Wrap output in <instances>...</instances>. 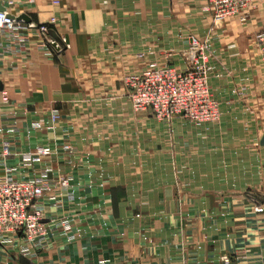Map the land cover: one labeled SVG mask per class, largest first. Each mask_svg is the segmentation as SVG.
<instances>
[{
  "label": "crops",
  "instance_id": "obj_1",
  "mask_svg": "<svg viewBox=\"0 0 264 264\" xmlns=\"http://www.w3.org/2000/svg\"><path fill=\"white\" fill-rule=\"evenodd\" d=\"M0 8L38 25L57 18L64 49L49 55L36 33L23 49L0 38V180L45 181L47 219L73 221L67 235L49 223L46 245L30 255L15 238L0 264H264V0H253L246 23L218 26L209 0ZM194 38L211 45L220 120L135 112L124 78L154 63L183 67ZM38 149L51 154L26 159Z\"/></svg>",
  "mask_w": 264,
  "mask_h": 264
},
{
  "label": "built area",
  "instance_id": "obj_2",
  "mask_svg": "<svg viewBox=\"0 0 264 264\" xmlns=\"http://www.w3.org/2000/svg\"><path fill=\"white\" fill-rule=\"evenodd\" d=\"M215 24L238 18L242 23L249 19L253 0H209ZM59 6L60 2L55 1ZM0 10V38L24 48L29 35L36 33L42 40L41 48L49 55L61 54L63 45L53 32L58 20L52 17L46 24H35L20 19L2 8ZM261 59L264 62V32L256 40ZM211 45L208 39H193L187 54L188 67L185 70L171 65L151 64L140 73L124 78L135 112L152 111L157 121L171 123L175 118H185L190 123L202 125L220 118L219 103L214 99L209 86V60ZM142 57V56H140ZM3 100L8 102L4 95ZM54 122L59 115H52ZM50 149H38L26 157L33 160L40 155H50ZM9 145L3 147V156L9 157ZM62 189H68L63 181ZM48 183L41 179H16L10 174L0 180V247L10 246L14 239L21 241L19 250L30 255L32 250L42 249L50 234L49 223L67 235L73 228V221L56 222L48 220L42 205ZM259 211V208L257 209ZM70 240L73 237H68Z\"/></svg>",
  "mask_w": 264,
  "mask_h": 264
},
{
  "label": "rangeland",
  "instance_id": "obj_3",
  "mask_svg": "<svg viewBox=\"0 0 264 264\" xmlns=\"http://www.w3.org/2000/svg\"><path fill=\"white\" fill-rule=\"evenodd\" d=\"M210 2V1H209ZM214 21V20H213ZM223 23H218L217 25L215 24V22H214V25L215 26H218V25H222ZM194 39H198V38H194ZM199 40H201V39H199ZM192 41H193V39H192ZM191 41V42H192ZM191 42H190V44H191ZM190 46V45H189ZM189 48V47H188ZM258 49H259V47H258ZM188 50V49H187ZM187 50L184 52V54H183V56H184V66L183 67H180V66H174V65H171V64H169V63H165V64H156V65H160V66H165V65H171V66H173V67H176V68H179V69H181V70H185L187 67H188V61L186 60V54H187ZM259 53H260V50H259ZM261 54V53H260ZM261 56V55H260ZM155 64V63H154ZM149 65H151V64H149ZM148 65V66H149ZM209 79H210V76H209ZM129 91V90H128ZM128 97H129V95H128ZM130 99V98H129ZM131 101V100H130ZM135 111V110H134ZM219 112H220V118H221V111L219 110ZM138 113H148L149 115H151L152 117H154L155 118V116L153 115V112L152 111H146V112H138ZM182 118V117H181ZM220 118H219V120H220ZM156 119V118H155ZM176 119V118H175ZM157 120V119H156ZM219 120H217V121H215V122H209V123H216V122H218ZM206 124V123H205ZM192 125H194V126H200V125H196V124H193L192 123ZM203 125V124H202ZM63 181H67L65 178L64 179H60L57 183V187H59L60 189L62 188V186H61V184H62V182ZM68 185H69V183H68ZM63 221H65V220H63Z\"/></svg>",
  "mask_w": 264,
  "mask_h": 264
},
{
  "label": "water",
  "instance_id": "obj_4",
  "mask_svg": "<svg viewBox=\"0 0 264 264\" xmlns=\"http://www.w3.org/2000/svg\"><path fill=\"white\" fill-rule=\"evenodd\" d=\"M0 10H3L2 8H0ZM20 19H26V20H29L28 18L26 17H21Z\"/></svg>",
  "mask_w": 264,
  "mask_h": 264
}]
</instances>
